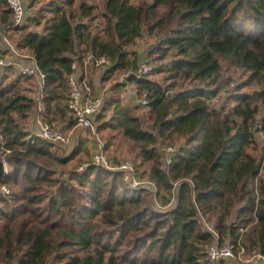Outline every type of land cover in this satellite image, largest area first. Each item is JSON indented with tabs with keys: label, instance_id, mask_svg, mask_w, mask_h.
Listing matches in <instances>:
<instances>
[{
	"label": "trees",
	"instance_id": "1",
	"mask_svg": "<svg viewBox=\"0 0 264 264\" xmlns=\"http://www.w3.org/2000/svg\"><path fill=\"white\" fill-rule=\"evenodd\" d=\"M118 2L104 0L103 7L112 8ZM139 2L148 4V12L158 19L155 25L138 23L137 27L151 33L158 26V34L167 37L169 48L161 49L159 58L166 62L149 74L162 78L146 80L129 74L126 80L134 85L136 95L147 93V106L127 105L115 91V96L104 101L108 107L115 106L112 117L101 123L96 132L104 142L105 152L109 147L126 145L128 153L142 157V163L148 165L142 174L147 182L157 179L166 188L175 186L178 208L167 212L156 208L151 191L130 189L119 172L93 165L77 171L81 163L78 156L82 150L87 153L88 138L70 155H58L51 151L55 145L31 137L29 131L12 135L5 129L7 143L2 142L1 157L8 171L0 182V223L5 227L14 224L21 235L28 229L38 250H62L55 258L60 264H223L203 259L214 239V230L205 227L211 219L204 220L201 214L209 209L220 213L215 230L221 234L217 240L224 244L225 212L219 205L233 182L232 174H247L252 181L264 178V145L259 149V138H264V89L254 80L257 73L244 75L236 84L228 100L239 101L233 111L238 113L237 122L245 126L236 137L216 147L207 140L193 144L199 141L198 135L186 140L184 131L191 121L184 119L183 114H170L167 106L191 101L197 113L193 119H206L204 101L215 99L231 84L233 79L225 75L228 70H239L240 62L264 70V0ZM37 3L38 0H31L28 6ZM5 5L0 0V33L6 29L3 23H12ZM96 10L85 1L52 0L35 16L27 17L24 27L7 31L27 33L18 47L34 50L36 65L47 70L43 89L48 92L43 96L46 118L63 99L50 86L63 80L64 72L71 73L74 54L61 53L86 44L93 52H108L115 59L114 50H108L109 42L117 34L122 39L128 25L139 19L122 10L120 20L115 21ZM44 13H52V20L36 31L45 19ZM31 26L34 28L29 32ZM6 55L0 48V58ZM127 56L128 50L121 53L115 66L102 75L101 82L110 78L109 73L116 74L117 68H126ZM9 71L12 70H3ZM6 79L7 75L0 77V85ZM35 88V79L19 76L0 86V117L10 111L24 114L32 109L36 103L27 93ZM107 111L105 108L97 120H102ZM29 135L30 139L25 140ZM162 138L181 144L179 155L168 167L164 164ZM13 146L17 151L11 154L9 148ZM169 177L179 183H168ZM3 188L8 195L1 193ZM155 195L159 197L160 192ZM253 210L254 204L249 201L244 215L237 212L236 218L247 223ZM260 224L264 226V216L260 217ZM237 228L234 226L229 232L233 236V254L247 255L239 250ZM259 241L264 247V227L260 229Z\"/></svg>",
	"mask_w": 264,
	"mask_h": 264
},
{
	"label": "clouds",
	"instance_id": "2",
	"mask_svg": "<svg viewBox=\"0 0 264 264\" xmlns=\"http://www.w3.org/2000/svg\"><path fill=\"white\" fill-rule=\"evenodd\" d=\"M47 2L48 0H40L33 7H29L31 0H20L19 6L24 8V14L22 18H15L14 24L27 23V17L35 16L36 12ZM5 7L16 8L19 11V7L12 0H9ZM148 7V4H141L139 0H128L127 4L124 3V0H119L112 8L102 7L96 10L98 13L104 12L105 15L114 17L115 21L120 20L122 10L139 19L128 25L125 30L126 34L123 35L122 39L117 34L109 42L108 50H114L115 59H112L108 52L104 54L93 52L86 44H81L80 48L74 47L61 53V55L66 56L74 54L76 63H73V71L71 73L64 72V79L57 80L50 86V88L60 93L63 99L58 106L54 107L53 114L47 116V118L43 114L44 106L39 104V99L48 95L47 91L42 90L47 70H41L39 65H36L34 50L28 47H18L27 33L14 34L9 32L7 36H3L0 47L8 49V55L0 59V77L7 75V79L3 80V85L0 86L12 83L22 72L34 73L40 83L34 92L27 93L37 98L36 105L32 109L24 114L10 111L7 116L0 117V119L4 120V123L0 124V141L7 143L6 137L8 133L5 132V129L10 130L12 135H15L18 131L30 130V135L36 134L44 139L52 140L55 144V147L51 149L52 152L58 155L60 153L70 155L76 147H79L77 144L78 138L82 136L88 137L87 153L82 150L78 156L81 159L79 165L81 171L91 165H95L106 169L115 168L125 172L123 179L126 184H130L133 187L144 186L149 188L153 194L151 199L154 206L167 212L179 206L177 200L178 189L175 186L166 188L157 179L147 183V177L142 174L148 165L142 163L143 158L136 156L133 163L131 158L122 156L119 152L109 155L107 152L102 151L104 142L96 132L97 127L101 123L110 120L112 117V109L115 106L108 107L104 105V99L112 96L114 91H116L114 85L117 82V76L120 82H123L124 77L129 74H135L138 78L142 77L146 80L151 79L148 74L152 72L153 68L166 62L165 59H159L161 57V49L169 48L166 43L167 37L158 34L159 27L154 28L151 33L143 27H137L138 23L156 24L158 17L154 19L153 14L148 12ZM44 16L45 19L41 22L40 28L35 29L36 31H41L52 20L53 14L44 13ZM8 24V22H5L3 26L7 27ZM33 28L34 26L29 27L28 31H32ZM153 40H155V43H149ZM126 50H128L127 59L129 60L127 67L123 70L117 68L116 74L109 73L108 75L111 78L101 82L100 76L105 74L106 69L115 66L120 59V54ZM240 63L242 66L231 84L227 85L215 99L204 101V104L207 105L206 119L203 117L196 120L193 119V117L197 116V113L191 107V101L187 104L180 101L168 104L167 110L170 114H183L184 119L191 121L189 127L184 131L186 140L198 135L199 141H193V144L207 140L216 147L236 137L238 132H242L245 125L237 122L238 113L233 111L239 101H229L228 96L233 95L236 84L241 83V73L244 75L257 73L254 76V80H257L260 87L264 89V70H258L245 65L243 62ZM9 65L12 66L13 70L4 73L3 69ZM82 74L85 77L84 82L82 84L77 83ZM221 93L224 94L222 95ZM124 94L129 97L130 103L135 104L140 103L143 100V96L147 93L137 96L135 91H127ZM14 98L15 93H13ZM105 108L108 109L107 115H104L102 120H97V115H100ZM241 108L243 109L244 105H241ZM221 109L223 110L221 111ZM37 113L41 114L38 115ZM9 120H11V123H9ZM30 135L25 136L24 139H30ZM162 143V150L167 153H174L181 147L180 144H174L170 139L162 138ZM188 146L191 147V145ZM9 149H11V154L17 151L15 146ZM9 149L6 150L7 153ZM232 181L229 184V190L223 203L219 205V208L225 212L224 246L220 254L222 255L229 251L230 240L233 239L229 232L232 227L238 226L236 236L239 238V250L241 252L246 251L247 255L254 261V264H264V255H260V252L264 251V247L261 246L259 241L260 229L264 227L260 224V217L264 216V178H257L252 181L249 180L247 174L233 173ZM246 182L247 186L245 187ZM168 183L176 185L179 181H174L169 177ZM156 192H160L159 197L155 195ZM249 201L254 204L251 219L247 223H241L236 218L237 212H240V215L243 216L249 206ZM219 214L216 209H209L206 213L201 214L202 219H211V222L206 223L205 227L209 231L214 230V239L209 243L210 248H214L216 240L221 238L220 232L215 230ZM254 228L256 229L255 231H253ZM57 253L62 254V250L59 252H54L50 249L38 250L35 247L34 239L30 238L28 229H25L23 235H21L14 224L5 227L0 223V264H60V261L58 262L55 259L58 255ZM69 258L65 257V259ZM208 258L204 257L203 259L206 260ZM238 259L239 257H233L227 264H237Z\"/></svg>",
	"mask_w": 264,
	"mask_h": 264
},
{
	"label": "built area",
	"instance_id": "3",
	"mask_svg": "<svg viewBox=\"0 0 264 264\" xmlns=\"http://www.w3.org/2000/svg\"><path fill=\"white\" fill-rule=\"evenodd\" d=\"M4 2H5V4H7V3H9V0H4ZM12 2L17 4V6L19 7V11H17L16 8H8L10 10V12H11V21H12V23L9 26H7L6 29L2 33H0V44H2V37L7 35V33H8L7 31H9V30L11 31L12 29H16V28H22V27H24L26 25V23H24V24H14L15 23V18H22L23 17L24 8L19 6L20 5V0H12ZM0 48H1L2 52H5L8 55V49L2 48V47H0ZM0 59H2V58H0ZM73 63H76L75 59H73V61L71 63V72L73 71V68H72ZM6 69L13 70L11 65H9L7 68H4L3 70H6ZM108 69H106V71ZM19 77H27V78L35 79L36 80V88H35V90L39 87V83L40 82L38 81L37 76L34 73H32V72H22L19 75ZM101 78H102V75H101ZM84 79H85L84 75L83 74L80 75L79 80L77 81V83H81L82 84L84 82ZM106 98L107 97H105V99ZM36 99L37 98L34 96L33 97V101L35 103H36ZM105 99H104V101H105ZM147 103L148 102H147L146 96L144 95L143 96V100L140 103H137V105L145 107V106H147ZM39 104L43 105V96L39 99ZM37 114L39 115L41 113H37ZM98 116L99 115H97V117ZM97 117H96V119H97ZM31 137L40 138V139H43V140L47 141L48 143H50L52 145H55L52 140L44 139V138H42L39 135L31 134ZM102 151H104V146L102 147ZM164 153H165L164 164H165L166 167L170 166L172 164V162L174 161V159L179 155V151H176L174 153H167L166 151H164ZM93 166H95V165H93ZM110 170L119 172L122 175V180H123L124 184L127 185L130 189H132V190H149L150 191L149 188L144 187V186L133 187L130 184H126L124 179H123V177L125 175V172L119 171V170H117L115 168H111ZM77 171L81 172L80 167L77 169ZM147 183H149V182H147ZM1 193L3 195H8L9 194L8 190H6L5 188L1 189ZM223 246H224V244H220L218 240H216V244H215L214 248H210L208 246L207 249H206V257H209L208 260L213 262V263H220V262L225 263V262H227L226 260H231L234 257L232 246L229 245V251L226 252V253H223L221 255L220 253L223 250Z\"/></svg>",
	"mask_w": 264,
	"mask_h": 264
},
{
	"label": "rangeland",
	"instance_id": "4",
	"mask_svg": "<svg viewBox=\"0 0 264 264\" xmlns=\"http://www.w3.org/2000/svg\"><path fill=\"white\" fill-rule=\"evenodd\" d=\"M50 1H52V0H48V2H47L46 4H48ZM78 1H85L86 3H88V4H90V5H94L95 7H97V9L102 8V7H103V4H104V0H78ZM139 1H141V0H139ZM145 1L150 2L151 0H145ZM39 2H40V0H38V3H39ZM46 4H44V5H46ZM99 13H100V12H99ZM248 30H249V29H248ZM149 43H153V42L150 41ZM156 68H157V66L154 67L152 71H154ZM238 71H239V70H228V71L225 73V75L228 76L229 78L233 79V78L236 76V74H237ZM150 77H151V79L156 80V81H160L161 78H162V76H160V75H154V76H151V75H150ZM241 77H242L241 79H243V78H244V74L241 73ZM100 78H101V76H100ZM110 78H111V77H110ZM126 79H127V76L124 77L123 82H120V81H119V77L117 76V82H116L115 85H114V88L117 89V90H116V91H117V96H118L121 100H123L124 103H126V100H125V99L127 98L126 95L124 94V92H127V91H134V90H135L134 85H130V84H128ZM241 81H242V80H241ZM239 84H240V83H239ZM121 90H123V91H121ZM241 91L246 92V90H244V89H242ZM114 94H116L115 91H114L113 95H114ZM113 95H112V96H113ZM114 96H115V95H114ZM33 97H34V95H33ZM108 97H110V96H108ZM108 97H107L106 99H108ZM106 99H105V100H106ZM104 135H106V134H104ZM87 143H88V142H87ZM115 144H117V142H116ZM177 144H179V143H177ZM180 145H181V144H180ZM263 145H264V138H263V137H260V138H259V149H261ZM127 149H128V148H127L126 145H122L120 148L117 147V146L109 147L108 154H109V155H112V154L115 153V152H119L120 155L125 156V157H128V158H131V159L133 160V163H134L135 157H134L133 154L128 153ZM6 171H8V167H7V165H6ZM234 257H239V259H238V261H237V264H253V262H254V261H252V259H251L250 256H248V255H244V254H242V253H240V254H238V255H235ZM226 261L228 262L229 260H226ZM227 262H225V263H223V264H227Z\"/></svg>",
	"mask_w": 264,
	"mask_h": 264
},
{
	"label": "water",
	"instance_id": "5",
	"mask_svg": "<svg viewBox=\"0 0 264 264\" xmlns=\"http://www.w3.org/2000/svg\"><path fill=\"white\" fill-rule=\"evenodd\" d=\"M2 152H3L2 141H0V182L6 176V173H7L6 164L1 157Z\"/></svg>",
	"mask_w": 264,
	"mask_h": 264
},
{
	"label": "crops",
	"instance_id": "6",
	"mask_svg": "<svg viewBox=\"0 0 264 264\" xmlns=\"http://www.w3.org/2000/svg\"><path fill=\"white\" fill-rule=\"evenodd\" d=\"M126 97H127V98L125 99V100H126V103H125V104H127V105H131V106H132V105L135 106V105L137 104V103H135V104L130 103V101H129V97H128L127 95H126ZM29 133H30V130H29ZM87 138H88V137H83V136H82V137H79L78 140H77V144H79L81 141L87 140ZM253 264H254V262H253Z\"/></svg>",
	"mask_w": 264,
	"mask_h": 264
}]
</instances>
